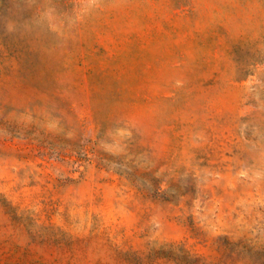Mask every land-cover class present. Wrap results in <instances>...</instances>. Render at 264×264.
Masks as SVG:
<instances>
[{
    "label": "rangeland",
    "instance_id": "obj_1",
    "mask_svg": "<svg viewBox=\"0 0 264 264\" xmlns=\"http://www.w3.org/2000/svg\"><path fill=\"white\" fill-rule=\"evenodd\" d=\"M0 264H264V0H0Z\"/></svg>",
    "mask_w": 264,
    "mask_h": 264
}]
</instances>
